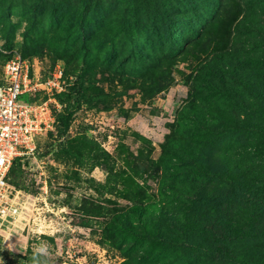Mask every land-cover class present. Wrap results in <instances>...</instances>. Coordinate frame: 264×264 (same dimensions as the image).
<instances>
[{
    "label": "rangeland",
    "instance_id": "obj_1",
    "mask_svg": "<svg viewBox=\"0 0 264 264\" xmlns=\"http://www.w3.org/2000/svg\"><path fill=\"white\" fill-rule=\"evenodd\" d=\"M83 1L0 0L5 54L44 41L66 54L78 51L75 61L84 66L107 63L124 72L120 84L96 69L105 104L81 106L64 136L55 129L39 136L35 156L23 158L30 189H14L18 214L0 221V264H34L41 244L47 255L37 257L39 264H264V209L253 204L264 199V0H94L81 25ZM215 3L224 8L216 38L225 51L200 71L202 87L189 97L203 61L188 60L178 63L160 94L141 101L130 73L191 39ZM35 59L46 75L52 53ZM4 63L0 57L1 83ZM81 128L110 155L117 180L144 191L139 198L134 192L132 199L108 197L110 208L126 211L112 226L79 210L82 199L94 195L85 180L103 183L104 168L79 171L59 156ZM147 151L153 170L139 173L136 160ZM134 203L140 205L131 213ZM230 234L239 240L221 245Z\"/></svg>",
    "mask_w": 264,
    "mask_h": 264
},
{
    "label": "trees",
    "instance_id": "obj_2",
    "mask_svg": "<svg viewBox=\"0 0 264 264\" xmlns=\"http://www.w3.org/2000/svg\"><path fill=\"white\" fill-rule=\"evenodd\" d=\"M93 1L94 0L83 1L80 10L79 24L84 25L91 13ZM214 7L209 20L202 22L201 25L199 24V27L194 34H192L191 39L178 46L175 44L170 45L167 53L151 60L144 67L140 69L137 68L130 73L133 77L132 81L137 83L136 86L139 88L141 101L144 102L160 94L163 89L168 87L174 80V74L179 71L177 68L178 63L188 60H190V62L197 60L203 61V63L198 65L197 72L189 83V97L195 95L199 88L202 87L204 82L201 80L200 71L208 69L210 62L221 60V52L224 50L222 45H220L221 47H217L219 41L216 38L217 24L224 18V8L223 4L221 5L219 3H215ZM221 38L223 39V36ZM6 48L8 47L4 46V48L0 50V57L3 62H6L13 54H5ZM80 48L83 50L82 58L86 57L84 46L82 45ZM45 51L51 52L53 58L52 62H50L51 66H49L48 72L57 61L63 64V79L66 83V87L63 92L55 95L60 109H53L55 119L54 129L57 137L61 138L68 132L73 122L74 112L77 109L86 105L87 110H98L105 104L107 94L102 86L99 85L100 82L96 78V69H98L99 73H102V75H104V72H107L110 75V82H114L116 79L120 84L122 83L124 72L119 69H112L107 63H93L84 66L83 61L81 63L75 61L78 51L66 54L46 46L44 41L36 44L25 42L21 45L18 53L22 58L34 59L42 57ZM40 96L42 97L39 98ZM44 99L45 96L43 95H37L34 98L30 96L23 97V101L25 102H38ZM183 111V108H181L178 115L183 116ZM53 132L54 130L47 134L51 135ZM60 152L61 154H59V156L72 160L79 171L83 170L85 172H90L98 166L104 168L106 178L103 183H96L92 179L85 180V182L89 184V188L93 190L94 195L98 196V199H95L94 195H89V198H83L79 205V210L84 213H94L103 218H107L108 223L106 225L112 226L116 222L121 221L126 215V211L122 208H110L108 204L111 203V200L108 197L117 196L123 199H132V192L135 193V197L139 198L144 196V191L138 186L134 185L132 188L130 187L132 189L130 190L125 180H117V174L114 172V163L111 161L110 155L100 147L99 143H97L94 138L88 137L84 133L83 128L77 131L72 138L63 143ZM150 155L151 152L147 151L143 157L136 160L135 167L139 173L147 174L153 170V162ZM23 158L24 157L17 158L12 162L6 180L14 189L28 192L30 184L26 181L25 171L21 165ZM75 175H77V179H79L77 172H75ZM32 193L35 194L36 192L34 191ZM241 193L233 196L235 200L242 199L243 194ZM100 200L102 202H100ZM253 204L264 209V199H262V196L257 198ZM139 205L138 203H134L129 211L135 213ZM233 237L234 236L231 234L225 237L223 236L222 242L224 244L221 245L232 244L235 240H239V236H236L234 239ZM206 252L220 261L234 262L233 258L224 252L209 250H206Z\"/></svg>",
    "mask_w": 264,
    "mask_h": 264
},
{
    "label": "built area",
    "instance_id": "obj_3",
    "mask_svg": "<svg viewBox=\"0 0 264 264\" xmlns=\"http://www.w3.org/2000/svg\"><path fill=\"white\" fill-rule=\"evenodd\" d=\"M38 61L22 58L18 52L4 63L0 83V221L14 219L18 208L14 188L6 177L12 162L21 157H34L36 140L54 130L53 109L60 105L55 95L65 90L63 64L57 61L47 74ZM45 96L38 102H25L23 97ZM40 191L46 192L42 181Z\"/></svg>",
    "mask_w": 264,
    "mask_h": 264
},
{
    "label": "clouds",
    "instance_id": "obj_4",
    "mask_svg": "<svg viewBox=\"0 0 264 264\" xmlns=\"http://www.w3.org/2000/svg\"><path fill=\"white\" fill-rule=\"evenodd\" d=\"M40 255H47V247L43 244H41L35 249V252L33 254L34 264H39V260L37 259V257Z\"/></svg>",
    "mask_w": 264,
    "mask_h": 264
}]
</instances>
